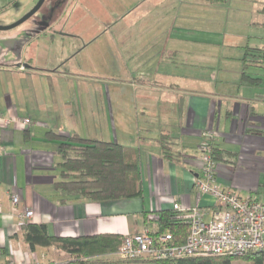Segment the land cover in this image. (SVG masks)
<instances>
[{
	"label": "crops",
	"instance_id": "1",
	"mask_svg": "<svg viewBox=\"0 0 264 264\" xmlns=\"http://www.w3.org/2000/svg\"><path fill=\"white\" fill-rule=\"evenodd\" d=\"M199 9L207 10L205 18ZM66 15L67 24L62 19L45 34L34 36L33 26L23 25L0 35L2 57L12 56L0 63L1 264L70 261L52 247L29 250L18 218L25 208L33 212L32 223L53 236L123 238L156 231L146 216L174 204L189 210L211 205L194 187L208 145L233 155L216 162L217 184L264 202V0L214 6L201 0H71ZM220 16L228 29L221 44L214 30ZM225 44L242 63L235 77L178 71L197 69L200 51ZM106 81L117 88L111 90L115 104L119 87L131 92L126 121L117 111L109 114ZM89 89L102 106L95 123L86 110ZM23 119L30 124L21 127ZM69 135L137 150L140 197L96 203L57 191L62 160L56 136ZM13 193L20 196L15 209Z\"/></svg>",
	"mask_w": 264,
	"mask_h": 264
},
{
	"label": "trees",
	"instance_id": "2",
	"mask_svg": "<svg viewBox=\"0 0 264 264\" xmlns=\"http://www.w3.org/2000/svg\"><path fill=\"white\" fill-rule=\"evenodd\" d=\"M207 5H219L227 0H201ZM57 153L61 157L60 178L55 189L71 198L96 203L114 202L138 198L141 195V175L137 150L116 143L83 139L78 135L56 136ZM163 142V139L161 140ZM164 148V147H163ZM212 160L228 161L233 157L208 145ZM165 157L170 155L164 148ZM160 230L172 233L179 243L187 236L185 217L171 210L159 212L152 220ZM24 244L33 251L36 248H55L70 257L60 264H232L235 260L250 264H264V252L243 258H186L179 261H149L144 259L122 261L114 254L122 237L115 234H99L91 237L63 238L50 235L43 224L21 225Z\"/></svg>",
	"mask_w": 264,
	"mask_h": 264
},
{
	"label": "built area",
	"instance_id": "3",
	"mask_svg": "<svg viewBox=\"0 0 264 264\" xmlns=\"http://www.w3.org/2000/svg\"><path fill=\"white\" fill-rule=\"evenodd\" d=\"M1 119V117H0ZM30 124L20 121L21 127ZM201 174L194 187L199 197L207 196L212 204L207 207L184 209L178 204L173 210L185 217L187 236L179 243L166 231H150L122 238L114 256L122 261L144 259L149 261H179L186 258H243L264 252V202L241 196L230 188H222L216 182L215 162L206 148L200 157ZM13 209L20 204V196H11ZM21 225L31 224L33 212L25 208L18 214ZM155 218H150L151 220ZM1 264V263H0ZM4 264H39L36 261H8Z\"/></svg>",
	"mask_w": 264,
	"mask_h": 264
},
{
	"label": "rangeland",
	"instance_id": "4",
	"mask_svg": "<svg viewBox=\"0 0 264 264\" xmlns=\"http://www.w3.org/2000/svg\"><path fill=\"white\" fill-rule=\"evenodd\" d=\"M38 1L39 0H0V27L9 26L15 23L16 21H18L21 17H23L26 13H28L36 5ZM50 1L51 0H47L44 7L34 17H32L27 22L21 24L20 26L31 25V23H34L35 19H37L41 14H43L42 12L47 7L48 3H50ZM206 14H207V10L199 9L200 19L205 18ZM14 18L17 20L7 25H2V24H5L3 23L4 21H8ZM203 21L206 22L205 20ZM214 26H215L214 30L220 31V33H217L215 37V41L221 44L223 41L222 39L225 38V35L227 34V30H228L225 18L222 16H220L219 18H216V22L214 23ZM199 30L201 31L205 29H201V27H199ZM0 35H2V31H0ZM201 35H202L201 33H198L199 37ZM1 43L2 41L0 40V44ZM1 51H2V46H0V52ZM236 54H237L236 52H232L227 47V44L217 46L214 50L199 52L198 59H197V62H198L197 69L191 68V67L180 66L178 71L179 72L189 71L192 73L196 71L198 74H200V77L203 74L209 76L210 73L214 71L215 74L221 75L222 79L230 78L231 76L235 77L234 75L235 73L238 72L237 70L242 68L241 60L240 58L236 56ZM9 58H12V56L9 54H6V56L2 57V54L0 53V63H2V61L10 60ZM177 62L178 63L185 62V56H183V59L177 57ZM112 83L113 82L111 81H106V85L109 86L107 87L108 90H106L107 95H105L107 110L110 115L112 114V111L119 112L118 114L125 116V121H126L128 115L133 112V103L130 97L131 92L128 93L119 87L118 92L120 95H119V99L117 103L115 104L112 98V95H111V90L113 88ZM93 86H95V84H93ZM113 89H117V88H115L114 86ZM88 92L89 93L85 94L86 98L88 99V105L86 107V110H87V114L89 115V122L95 123V120H96L95 112L97 110L98 112H100L102 106L97 105L96 107L97 98L93 92V89H89ZM91 114H93V116H91ZM232 264H250V263L246 261L235 260L232 262Z\"/></svg>",
	"mask_w": 264,
	"mask_h": 264
},
{
	"label": "flooded vegetation",
	"instance_id": "5",
	"mask_svg": "<svg viewBox=\"0 0 264 264\" xmlns=\"http://www.w3.org/2000/svg\"><path fill=\"white\" fill-rule=\"evenodd\" d=\"M46 1L47 0H45V2L42 4L40 9L32 17H34L44 7V5L46 4ZM70 5H71V0H51L50 3H48L47 7L42 12L43 14H41L37 19H35L34 23H31V25L34 28L31 30V33L33 34L35 33L34 36L36 35V33L45 34L46 31L51 30L54 27V25L60 24L63 17H65L66 12ZM31 18H29L28 20H30ZM62 24H67V20L63 19ZM50 32L54 33L55 31L52 30ZM59 34H62V31L59 32ZM65 35L73 36L67 33H65ZM83 46H86V45L84 44Z\"/></svg>",
	"mask_w": 264,
	"mask_h": 264
},
{
	"label": "water",
	"instance_id": "6",
	"mask_svg": "<svg viewBox=\"0 0 264 264\" xmlns=\"http://www.w3.org/2000/svg\"><path fill=\"white\" fill-rule=\"evenodd\" d=\"M45 2V0H39L36 5L25 15L23 16L21 19H19L18 21H16L15 23L9 25V26H2L0 27V31H8V30H12L18 26H20L21 24H23L24 22H26L29 18H31L42 6V4Z\"/></svg>",
	"mask_w": 264,
	"mask_h": 264
}]
</instances>
